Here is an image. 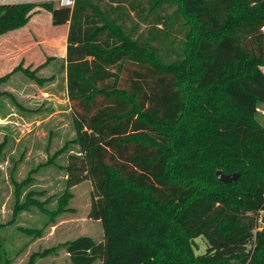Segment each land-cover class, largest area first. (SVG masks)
Listing matches in <instances>:
<instances>
[{
  "label": "trees",
  "instance_id": "16d2710c",
  "mask_svg": "<svg viewBox=\"0 0 264 264\" xmlns=\"http://www.w3.org/2000/svg\"><path fill=\"white\" fill-rule=\"evenodd\" d=\"M24 7L0 4V27L16 26ZM47 8L53 25L69 26L67 90L79 150L68 155L66 186L91 180L88 217L104 228L100 241L82 235L63 243L65 264H181L170 254L171 263L160 260L172 229L183 250L206 239L196 259L203 264H264V183L239 194L241 171L229 183L212 175L215 167L230 174L227 158L264 162V125L256 119L264 104V0H75ZM166 38L182 39L176 66L200 63L195 88L210 132L197 136L182 125L191 102L158 57ZM163 126H180L182 135ZM199 179L225 193L200 189ZM29 181L16 182L18 198ZM71 196H60L59 213ZM27 197L15 213L36 202ZM3 247L0 264H10ZM57 247L32 253L27 264H41Z\"/></svg>",
  "mask_w": 264,
  "mask_h": 264
},
{
  "label": "rangeland",
  "instance_id": "374dc122",
  "mask_svg": "<svg viewBox=\"0 0 264 264\" xmlns=\"http://www.w3.org/2000/svg\"><path fill=\"white\" fill-rule=\"evenodd\" d=\"M9 2L28 5L29 8H22L13 28L0 27V241L10 264H27L32 253L53 246H58V249L38 261L41 264H65L70 262V257L61 246L63 243L82 235L91 236L97 241L104 238L102 223L88 217L93 191L91 180L86 179L71 189L66 186L68 155L79 150L72 102L67 90L68 24L56 26L52 23L47 4L53 3L59 7L58 0ZM174 9L171 7L170 11ZM238 15H244L242 9ZM27 17L28 20L25 19ZM174 30L176 34L178 24ZM181 41L166 38L165 43L158 44V57L162 64L172 66L178 73L180 87L189 96L191 103L182 125L200 136L210 132L206 122L208 114L198 105L202 94L195 88L202 69L195 60L179 67L175 65L183 59L177 53ZM151 59L155 62L153 57ZM261 68L264 71V64ZM256 119L264 125L263 103L259 105ZM163 128L182 135L180 126ZM195 140L198 141H194L195 148H198L196 146L203 140H198V137ZM203 145L207 148L210 143L207 141ZM224 163L234 167L227 170L230 174L242 172L240 180L233 187L239 194L257 183H264V162L227 158ZM219 170L216 167L213 169V178ZM26 178L30 181L20 186L18 198L16 184ZM195 184L203 190L225 193L222 186L212 181L199 179ZM65 192H72V196L65 205L66 211L59 213V198ZM28 195L33 196L36 202L15 213L16 202H26ZM176 233L172 229L163 239L167 248L159 250L160 260L171 263L172 258H168L170 254L177 256L181 264H203L196 259L206 252V239L200 236L190 240L183 250L182 240L176 238ZM92 264H102V261L98 259Z\"/></svg>",
  "mask_w": 264,
  "mask_h": 264
},
{
  "label": "water",
  "instance_id": "95a60500",
  "mask_svg": "<svg viewBox=\"0 0 264 264\" xmlns=\"http://www.w3.org/2000/svg\"><path fill=\"white\" fill-rule=\"evenodd\" d=\"M240 176L239 172H234L231 174H226L223 171L219 170L217 171V177L219 180L225 182V183H229V182H233L235 180H237Z\"/></svg>",
  "mask_w": 264,
  "mask_h": 264
},
{
  "label": "built area",
  "instance_id": "2783aa9c",
  "mask_svg": "<svg viewBox=\"0 0 264 264\" xmlns=\"http://www.w3.org/2000/svg\"><path fill=\"white\" fill-rule=\"evenodd\" d=\"M9 0H0V4H8ZM59 7H73L75 0H58Z\"/></svg>",
  "mask_w": 264,
  "mask_h": 264
},
{
  "label": "crops",
  "instance_id": "0c3cea01",
  "mask_svg": "<svg viewBox=\"0 0 264 264\" xmlns=\"http://www.w3.org/2000/svg\"><path fill=\"white\" fill-rule=\"evenodd\" d=\"M52 17V16H51ZM68 28H69V26H68ZM67 35H68V33H67ZM66 55H67V50H66ZM98 222H100L99 220H97Z\"/></svg>",
  "mask_w": 264,
  "mask_h": 264
}]
</instances>
